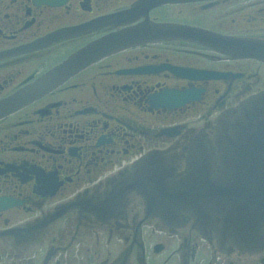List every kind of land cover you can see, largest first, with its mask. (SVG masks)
<instances>
[{
	"label": "flooded vegetation",
	"instance_id": "flooded-vegetation-1",
	"mask_svg": "<svg viewBox=\"0 0 264 264\" xmlns=\"http://www.w3.org/2000/svg\"><path fill=\"white\" fill-rule=\"evenodd\" d=\"M243 40L264 41V0H0V99L104 51L0 118V264H242L124 180L150 151L183 177L196 135L214 157L215 118L264 89Z\"/></svg>",
	"mask_w": 264,
	"mask_h": 264
},
{
	"label": "water",
	"instance_id": "water-1",
	"mask_svg": "<svg viewBox=\"0 0 264 264\" xmlns=\"http://www.w3.org/2000/svg\"><path fill=\"white\" fill-rule=\"evenodd\" d=\"M247 45L252 48L250 53L261 54L254 45ZM103 52L93 43L74 54L34 85L0 101V117L27 103L37 92L56 86L88 63L90 56ZM215 130L217 166L208 152L199 148L206 143L198 138L190 145L184 178L171 181L165 174L169 168L166 158L152 153L131 175V186L140 187L146 200L156 203L155 214L165 223L179 219L178 206L188 208L197 226L213 223L216 214L222 221V240L242 252L260 251L264 248V90L240 102L235 112L218 117Z\"/></svg>",
	"mask_w": 264,
	"mask_h": 264
},
{
	"label": "rangeland",
	"instance_id": "rangeland-1",
	"mask_svg": "<svg viewBox=\"0 0 264 264\" xmlns=\"http://www.w3.org/2000/svg\"><path fill=\"white\" fill-rule=\"evenodd\" d=\"M264 262V255L259 254L246 255L242 257V264H262Z\"/></svg>",
	"mask_w": 264,
	"mask_h": 264
}]
</instances>
